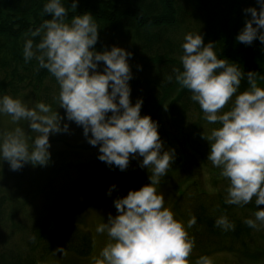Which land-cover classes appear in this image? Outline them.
Instances as JSON below:
<instances>
[{
	"label": "trees",
	"instance_id": "obj_1",
	"mask_svg": "<svg viewBox=\"0 0 264 264\" xmlns=\"http://www.w3.org/2000/svg\"><path fill=\"white\" fill-rule=\"evenodd\" d=\"M45 2L0 0V96L11 94L24 102L43 100L57 108L63 117L62 126L68 124L67 130L51 133L49 139L50 143L57 145L54 154L60 157L68 145L80 149L96 145L89 142L83 125L69 120L66 109L58 105L60 86L56 77L47 68L38 69L35 58L25 62L23 46L26 35L50 18L51 14H41ZM72 2L64 0L69 20L84 12L94 16L99 27L98 40L93 46L96 50L123 45L133 53L128 57L133 74L129 81L131 101L135 103L142 98L141 114H150L158 121L165 148L174 149L171 163L180 160L183 154H199L202 163L209 164L210 142L203 132L210 134L219 122L211 123L205 119L199 103L192 99L191 90L175 80L173 68L182 69L180 56L184 52V37L187 32L195 33L193 24L197 23L204 43L213 42L219 56L237 62L245 73L254 70L264 76V42L258 37L250 44L237 39L247 20L251 19L252 14L246 9L255 7L259 11V0H78L75 10L71 8ZM260 30L264 31V28ZM39 39V36L34 38L37 42ZM99 64H103L98 67L103 71L105 62ZM169 75L173 79L169 80ZM258 83L264 86V80L258 79ZM248 86L245 77L240 90ZM177 93L165 107L167 96ZM231 104L232 100L223 110L230 108ZM4 117L0 114V131L8 130ZM14 123L17 126V122ZM19 124L28 133L32 132L28 122ZM136 158L137 154H130L128 165ZM127 171V168L122 170L115 163L109 164L100 158L80 163L58 162L52 168L48 163L34 165L26 161L21 168L13 170L10 162L0 157V264H42L57 244L89 253L93 245L89 232L77 227L73 239L68 240L66 236L70 230H56L52 228V222L65 223L82 215L89 207L86 199L90 195L84 192L89 184L108 175L114 180L117 175L124 178ZM219 173L217 167L216 175L220 176ZM150 174L146 171L133 178L142 182L140 185H121L116 196H124L130 189L149 183ZM180 177L176 175L174 182ZM218 181L222 184L215 194L202 190L190 193L187 188L181 195L182 199L189 197L195 202L182 214L185 223L193 215L196 217V223L188 228L189 234L195 238L190 257L226 250L249 260L264 258V223L258 221L259 227L245 223V219L254 218L257 207H264V204L256 205L255 198L245 205L227 204L228 183L224 184L226 178L222 176ZM66 186L71 189L65 190ZM106 188L98 189L103 199L107 196ZM222 210H226L235 222L234 230L225 231L216 226L215 219Z\"/></svg>",
	"mask_w": 264,
	"mask_h": 264
},
{
	"label": "clouds",
	"instance_id": "obj_2",
	"mask_svg": "<svg viewBox=\"0 0 264 264\" xmlns=\"http://www.w3.org/2000/svg\"><path fill=\"white\" fill-rule=\"evenodd\" d=\"M77 3L73 0L72 10ZM259 3V11L246 9L252 15L237 36L241 42L250 44L257 37L264 42L260 30L264 28V0ZM44 13L51 14L50 18L26 35L25 62L35 58L38 69L47 68L56 77L58 105L66 109L69 120L83 125L92 145H99L101 160L123 170L130 154L138 153L143 156L142 166L151 167V182L116 198L118 214H110L107 222L98 226L97 231H106L109 240L93 256V264H191L195 238L188 228L196 223V217L186 223L177 218L172 207L166 206L163 192L157 190L170 168L174 149H164L158 121L141 114L143 99L131 101L133 74L128 57L133 53L119 45L96 50L93 46L99 27L94 16L84 12L69 20L64 0H46ZM37 36L38 42L34 40ZM182 48L183 67L173 68L174 78L191 90L207 121L219 122L210 134L203 135L210 142L207 159L229 181L225 203L245 205L255 198L256 205L264 204V86L258 83L264 76L254 70L245 73L237 62L219 56L214 43L205 44L199 32H187ZM100 61L105 62L103 71L98 70ZM245 77L249 86L240 90ZM230 100L231 107L223 110ZM0 114H10L17 122L15 128L0 131V157L10 162L13 170L26 161L47 164L50 133L68 128L67 123L62 126L57 108L43 100L29 106L20 97L4 94L0 96ZM21 121L28 122L34 136ZM258 221L264 223V207H257L254 218L245 219L252 227H259ZM215 224L225 231L236 227L226 210L216 217ZM56 251L65 252L63 247ZM196 264H213V259L202 254Z\"/></svg>",
	"mask_w": 264,
	"mask_h": 264
},
{
	"label": "rangeland",
	"instance_id": "obj_3",
	"mask_svg": "<svg viewBox=\"0 0 264 264\" xmlns=\"http://www.w3.org/2000/svg\"><path fill=\"white\" fill-rule=\"evenodd\" d=\"M193 27L194 32L198 33L199 27L197 26V23H194ZM102 65L103 64H99L98 67L100 68L102 67ZM177 95L178 93L176 95H172L171 97L168 95L164 103L166 105H169L170 101ZM25 103H27L29 106H33L35 104L32 99L29 102ZM4 116V122L7 129L10 130L15 128V121H12L11 115L4 114ZM50 138L51 133L49 135V139ZM56 148L57 145L54 142L50 143L49 151L51 152V157L48 162V166L50 168H52V166L56 165L58 162L80 163L99 158V145L91 147L90 149H80V147L76 148L74 146L68 145V149L64 153H62L60 157H57L54 154V150ZM164 149H166L165 146ZM142 160L143 156L137 153V158L131 160L130 164L127 166L128 171L126 172V177L124 178H120V176L117 175L114 180V178L108 175L107 177L95 180L94 182L89 184L84 189V192L90 195V197L86 199L89 207L88 210L82 215H78L73 220L65 223H62L61 221L52 222V228H55L56 230H60L63 228H67L70 230V233H68V235L66 236L68 240L73 239V235L75 234L74 229H77V227L81 230L89 232L93 237V245L90 252L85 254L73 250L71 247L57 244L54 250H56L58 247H63L65 252L62 253L61 251H53V253L48 256V259H46L42 264H93V256L98 255L100 250L106 245L107 241L109 240L107 232H98L97 228L100 224L107 222L110 214H118V210L115 206L114 201L116 198L122 196L117 197L115 192L117 190H120L121 185L133 183L134 184L131 186L140 185L142 182L133 178L135 176L136 178H138L139 175H142L146 171L151 172V167L148 168L147 166H142ZM208 162L209 164L205 166L200 160L199 154H189L188 156L183 154L180 160L170 164V168L168 169L167 173L161 178L160 184L157 186V190L163 192L165 196L166 206H171L176 217L183 221L184 216L182 214L187 211V207L189 205L192 207L195 204V202L189 197H185L184 199L181 198L182 193L187 188H189L190 193H197L201 190L213 194L217 192H214V190H217L218 188L215 187L213 181V179L215 178L217 167L213 165L211 160ZM212 174L214 176H212ZM176 175H181V177L178 181L174 182ZM113 185H115V187H112ZM102 186H104V189L108 187L106 188L107 196L104 199L101 197L102 192L98 191V189ZM138 188L140 187H137V189ZM70 189V186L65 187V190ZM208 255L212 257L213 264H264V258L249 260L244 256L238 254L237 252L235 253L231 251H219ZM197 258L198 256L190 257L191 264H196Z\"/></svg>",
	"mask_w": 264,
	"mask_h": 264
}]
</instances>
